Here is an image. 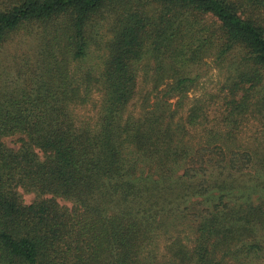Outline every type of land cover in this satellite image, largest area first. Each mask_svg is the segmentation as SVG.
Listing matches in <instances>:
<instances>
[{
  "label": "trees",
  "instance_id": "1",
  "mask_svg": "<svg viewBox=\"0 0 264 264\" xmlns=\"http://www.w3.org/2000/svg\"><path fill=\"white\" fill-rule=\"evenodd\" d=\"M21 33L23 66L3 53ZM206 58L225 81L183 116ZM182 220L195 246L177 235L160 261ZM0 264H264V0H0Z\"/></svg>",
  "mask_w": 264,
  "mask_h": 264
},
{
  "label": "rangeland",
  "instance_id": "2",
  "mask_svg": "<svg viewBox=\"0 0 264 264\" xmlns=\"http://www.w3.org/2000/svg\"><path fill=\"white\" fill-rule=\"evenodd\" d=\"M109 28V23L103 22L102 24L97 26V36L96 38L102 42L108 41L111 38V34L108 31ZM24 34H18L15 36L14 39H12L10 42L8 41L6 44H4V52L8 56H11L14 58L15 63L24 65L26 59H29L32 61L34 57V53L36 51V47L32 44L33 38L32 37H25L23 36ZM44 41L42 40L41 43H38L39 46L43 45ZM102 54L100 50H98L97 46L94 45L92 48V54L91 57H87L84 62H79L84 67H87L89 65L96 67L100 66L101 64V59L99 58V55ZM77 61H72L71 62V73L74 77H79L78 70H73V68L78 65L76 63ZM146 59L142 63V65H139V71H138V77H137V93L136 98L129 104L128 111L132 113H136L137 115H140L143 111L142 105L145 104L144 101L141 102V99L143 98V95L148 93L150 89L152 88L153 82L149 83H144L145 82V70L147 66L144 68V64H146ZM151 65H154V62L151 61ZM205 71H202V77L199 80V83L197 86L193 87L190 89L187 93V96L185 97L184 100V105L181 110V115L186 116L189 107L192 105V103L195 101L197 97H202L209 95L210 93H215L218 91L221 86L223 85L225 81V73L223 71H220V69L217 67V65L213 62L212 58H206V65L204 66ZM151 71H154L153 69ZM164 86V85H163ZM162 86V87H163ZM160 87V89H162ZM159 89V90H160ZM157 90V91H159ZM100 94L95 92L92 95V98L88 104L85 106H81L77 109L76 115L78 121H89V122H94L97 119L98 116V109L94 106L95 103L99 105L100 101ZM157 99L156 92H152L148 102L152 106ZM178 100V97H174L170 99L171 108L175 109V102ZM255 129V122L254 121H248L246 125L243 128L242 134L244 136H248L249 134H252ZM192 134H194V129H191ZM191 139V137H190ZM198 137L194 138V142L198 141ZM6 142L8 145L12 147H18L17 143L14 142L12 139L6 138ZM25 200L32 201L34 196L32 194H24ZM62 204H67L71 205L70 202H65L61 201ZM182 220L178 228L174 231H171L168 236H163L159 238L158 243H157V255L160 261H168V256L166 255L167 253V244L170 243L171 239L174 238L177 235H180L184 242L187 243V245L192 249L195 246V240H196V233L194 231V225L192 222L190 223L189 221H185L186 223L183 222Z\"/></svg>",
  "mask_w": 264,
  "mask_h": 264
}]
</instances>
